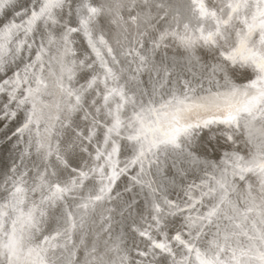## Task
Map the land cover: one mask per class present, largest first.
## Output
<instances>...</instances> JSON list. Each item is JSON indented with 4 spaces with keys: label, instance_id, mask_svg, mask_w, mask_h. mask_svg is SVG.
I'll return each instance as SVG.
<instances>
[{
    "label": "bare ground",
    "instance_id": "1",
    "mask_svg": "<svg viewBox=\"0 0 264 264\" xmlns=\"http://www.w3.org/2000/svg\"><path fill=\"white\" fill-rule=\"evenodd\" d=\"M50 2L55 6L41 15ZM205 2L219 15L229 0ZM80 3L0 0V132H6L1 143L14 157L0 179V191L8 183L0 194V244L14 221L17 238H23L11 258L0 248V264L9 259L12 264H201L217 256L225 264H262L264 113L227 119L245 102L244 92L256 91L249 85L258 73L226 59L247 26L230 22L218 42L209 44L200 37L218 25H202L190 7L183 10V0H168L170 7L162 0ZM229 12L224 9V19ZM158 17L161 26L154 23ZM144 39L148 45L143 47ZM149 89L154 101L147 97ZM172 115L180 120L182 134L175 145L156 144L150 129ZM141 127L139 140L129 139ZM219 143L231 147L221 165L212 161L219 172L185 173L182 162L208 161L213 153L206 150ZM176 163L178 175L167 184H176L180 193L165 196L157 184ZM182 175L188 179L181 185L175 178ZM56 184L70 191L52 202L48 197ZM128 193L132 200L122 202ZM97 195L102 196L98 201ZM141 197L143 207L132 204ZM119 205L136 210L124 250L119 239L102 244L115 226L114 216L123 215ZM212 209L216 215L209 218ZM21 210L33 212L35 227H21Z\"/></svg>",
    "mask_w": 264,
    "mask_h": 264
},
{
    "label": "snow or ice",
    "instance_id": "2",
    "mask_svg": "<svg viewBox=\"0 0 264 264\" xmlns=\"http://www.w3.org/2000/svg\"><path fill=\"white\" fill-rule=\"evenodd\" d=\"M55 6L51 2L48 5H45L41 9V15L44 14L45 10L48 7ZM190 8L192 12L197 15V18L202 25H206L208 28H211V22L215 21L218 25L215 30L208 31L207 35H201V39H203L206 43L214 44L217 43L219 38L224 34L226 27L230 22H239L242 25L247 26V31L242 29L243 35L240 36L239 43L237 46L232 48V51L228 54L226 59L233 61V63L240 62L241 66L248 65L251 66L256 73H258L257 78L251 82L249 85L250 88L256 89L254 93L244 92L243 95L246 97L245 102L239 108H235L233 111L228 113L227 119L228 121H235L238 116L242 113H247L252 116L253 119H256L255 113L260 112L264 113V0H254V2H250V0H229L222 8L219 9V15L216 11H211L208 4H206L205 0H191ZM227 8L230 10L228 14V18L224 19V9ZM255 8V12H252V9ZM244 12V18L241 19V12ZM93 13L97 12V9L91 10ZM249 14H251V19L249 21ZM33 19H36V14L33 13ZM233 26L235 24L233 23ZM188 25H185L187 28ZM204 27L202 26L201 32L203 33ZM75 31V29H73ZM255 33L256 39L252 38V34ZM7 33H5V36ZM111 70H109L110 72ZM39 84L42 81H38ZM111 95V93H109ZM105 101L107 102L108 97L105 96ZM77 102H79V97H77ZM179 103H183L180 101ZM161 107H167V105H162ZM149 112H158V109H148ZM179 111V110H178ZM120 121L117 119L116 124L113 125V128L109 129V131H113L116 129L117 125H119ZM155 123V122H154ZM180 124V120L176 118L175 115H172V118L168 121H160L158 127H154L150 129L155 135V143L159 145H175L176 141L182 134L183 130L178 126ZM27 127V125H25ZM191 127V126H189ZM137 134L129 137L131 140H139L141 134L144 133V128L141 127L136 130ZM246 171H253V169H245ZM260 171L264 172V165L260 166ZM82 175H85L82 173ZM243 179V177H241ZM55 191L48 197V199L54 202L57 199H63V194L70 191L69 188H62L59 184H56ZM101 193L104 192L102 188ZM16 192L19 193L20 189L17 188ZM102 198L101 195H97L94 197L95 200H100ZM82 207L87 208L88 204L85 203ZM208 217H213L216 215V209H212L208 212ZM20 220L21 227L25 224L30 225L31 227L36 226V218L33 215V212L29 210L27 213H24L21 210V217L18 218ZM211 222V220H209ZM3 229V225L0 224V230ZM6 237V241L3 244H0V248L5 250V254L11 258L15 256L20 248L23 247V238H17V228L16 222H13V226L10 232L4 233ZM144 235V233H141ZM176 240L180 241L181 244H186L185 241L181 240L180 236L177 235L175 237ZM157 248H160L163 251H169L167 244L158 243L155 245ZM189 251H193L190 247ZM197 254V259H200V252L198 249L195 250ZM34 250H29V254L31 255ZM233 257L235 258V253H233ZM262 264H264V256L261 257ZM9 264H12L11 259H9ZM39 264H47L46 261L40 260ZM201 264H225V261L221 260L219 256L214 259H209L207 261H201ZM237 264H240V261L237 260Z\"/></svg>",
    "mask_w": 264,
    "mask_h": 264
},
{
    "label": "water",
    "instance_id": "3",
    "mask_svg": "<svg viewBox=\"0 0 264 264\" xmlns=\"http://www.w3.org/2000/svg\"><path fill=\"white\" fill-rule=\"evenodd\" d=\"M82 1L83 0H77V4H79L80 2L82 3ZM162 1H163V4H167L168 0H162ZM95 2H97V3H103L104 2L105 3V0H95ZM171 3H172V6H174L173 8L176 9L177 7H176L175 2L172 1ZM189 3H190V0H183V4H184L183 10L184 11L185 10L186 11L189 10V7H190ZM167 5H168V7H170L169 4H167ZM141 10H143V9H141ZM171 11H172V9H171ZM161 18L162 17H158V19L156 18L154 20V23H157V25L161 26L162 22H159V20ZM180 20H181V18H180ZM101 31H102V33H104V35H108V36L112 33V32H110V34H108L107 30L106 31L105 30H101ZM110 36H112V35H110ZM145 45L146 46L148 45V41L144 39L142 46L144 47ZM157 54H159L160 58L162 59L161 60L162 62L166 61L167 57L164 56V53L158 51ZM143 80L145 81L146 84H148L147 78L146 79L144 78ZM197 81L198 80H196V82ZM170 83H171V81H168V84H170ZM148 85H151V84H148ZM165 89H167V87H165L164 90ZM146 93L148 94L147 97L150 98L151 101L155 100V98L152 97L153 96L152 95V93H153L152 89L151 90L149 89V91H146ZM143 95L144 94H142L141 97H142L143 101H145L146 96L145 95L143 96ZM0 133H1L0 134V179H1V178H3L4 176H6L9 173V166H10L11 163L14 162V157H13V154L7 155L5 153L4 145H7V143L6 142L1 143V142L4 141V135H5L6 132H3V133L0 132ZM221 146H225V144L219 143V144H217V146L213 145L212 148H211L212 150L211 149L210 150L209 149L206 150V154H208V155H211V153H213L212 154L213 156H210L207 159L208 161H206V160L202 161V159H199V160L195 161V159H194L193 162L192 161L191 162L190 161L182 162V164L184 165L183 169L185 170V173L192 174L195 177H197V176L204 177L205 176L204 170H206V169L207 170L210 169L211 171L216 170V171L219 172V168L220 167L216 168L213 165L212 161L215 160L214 162H216V164L218 163V165H221L222 164L221 160H222V157L224 156V154L229 156V157L231 156V154H230V151H231L230 148L231 147H229L227 145H226V147H221ZM177 165H178V163H176L175 165L174 164H172V165L170 164L169 165V167H170V170H169L170 172L169 173L170 174H167V176H164L161 179V184H157L158 190L160 191V193H163L165 196H176V195H179V193H180V189L181 188H175V187H177L176 184H175L176 182L174 183L175 184L174 187L170 186V184L169 185L167 184L168 180H169V182H171V179H173L174 176L178 175L177 172H176V167H175ZM162 175L163 174H161V176ZM178 178H181V181H180L181 185L184 184L187 181V179H188V178L184 179L183 175H182L181 177L178 176L177 178H175V180L177 181ZM6 184H8V183H6ZM6 184L4 185V188L0 191V194L4 193V191L6 190L5 189ZM141 188L142 189H140V193H143L144 196L147 197L146 190L144 189V187H141ZM132 195L133 194H131V193L123 195L122 198H121L122 202L126 203L129 200H132V197H133ZM157 199H158V201H161V197L159 195H158ZM144 203H145V200L142 199V197L139 198L138 201L132 202V204L136 205V207L138 205H141V207H143ZM121 206L122 205H119L117 208H119V210H122L123 215L121 217H118L116 215L114 216V217H116L115 226L113 228H111V230H112L111 233H109V232L105 233V238L102 239V244H107V242L111 243V242H113V240L115 241V240L119 239L121 241V242L119 241L121 243L120 244L121 245V249H119V250H124V248L122 247L123 244L128 245L129 244V240L132 238V235L128 231L129 230L128 228H129L130 224H132L136 220V218L134 216L135 213H136V210L131 208L133 205L130 207L131 209H128V210H126L125 206H122V207ZM63 219H64L63 213H62L61 210H59V212L57 213V216L55 215V220H56L57 223L60 224V221L63 222ZM116 222H117V224H116ZM92 243H93L92 241H89L88 244H90V246H91Z\"/></svg>",
    "mask_w": 264,
    "mask_h": 264
},
{
    "label": "rangeland",
    "instance_id": "4",
    "mask_svg": "<svg viewBox=\"0 0 264 264\" xmlns=\"http://www.w3.org/2000/svg\"><path fill=\"white\" fill-rule=\"evenodd\" d=\"M212 1H213V0H212ZM126 18H127V17H126ZM126 18H125V20H126ZM127 20L130 21L129 18H127ZM4 147H5V151H6L5 153L8 154V155H11L12 152H8V148L10 149L9 145H4ZM9 153H10V154H9Z\"/></svg>",
    "mask_w": 264,
    "mask_h": 264
}]
</instances>
